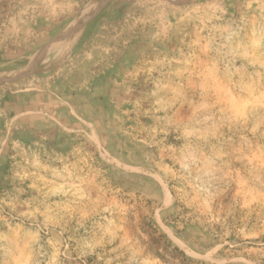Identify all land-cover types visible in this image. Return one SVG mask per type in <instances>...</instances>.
Masks as SVG:
<instances>
[{"label": "rangeland", "instance_id": "rangeland-1", "mask_svg": "<svg viewBox=\"0 0 264 264\" xmlns=\"http://www.w3.org/2000/svg\"><path fill=\"white\" fill-rule=\"evenodd\" d=\"M90 1L0 0V81L98 98L37 127L0 83V264H264V0H106L37 68Z\"/></svg>", "mask_w": 264, "mask_h": 264}, {"label": "crops", "instance_id": "crops-1", "mask_svg": "<svg viewBox=\"0 0 264 264\" xmlns=\"http://www.w3.org/2000/svg\"><path fill=\"white\" fill-rule=\"evenodd\" d=\"M55 36L47 40L42 46L39 47V49L47 43L48 47L51 46L53 43L59 40V38L62 36V33L54 38ZM28 56L29 54L21 58V60L25 62L28 59ZM19 65H17L11 71H5V73L3 72L2 74L0 73V75L5 74L6 76H9L14 74ZM40 65L42 64L38 63L37 68ZM39 76L40 74L37 71H34L23 73L17 78L13 77L14 79L5 78L0 81L1 84H12V90L14 91H10L9 95L7 94L10 97L7 101L8 103L4 104H6V106L9 107L10 111L16 115V119H23L30 121L33 124H37L39 122L45 121V118H47V120L51 118L55 122L54 126H58L61 129L68 126V124H72L73 122L83 123L85 120L90 122L87 116L89 114L85 112V110L87 111V109L89 110V108L94 107V102H97L98 98L93 99V96L89 98V93L83 92V94H78V92L74 90L67 92L68 95H66L63 94L64 90H61L60 92V89L62 88L52 90V88L49 89V86L45 85L43 81L29 80L30 78ZM73 98H78L83 102L78 103L77 101H74ZM89 111L92 114V112H94V109L92 108ZM35 124L34 126H37Z\"/></svg>", "mask_w": 264, "mask_h": 264}, {"label": "bare ground", "instance_id": "bare-ground-1", "mask_svg": "<svg viewBox=\"0 0 264 264\" xmlns=\"http://www.w3.org/2000/svg\"><path fill=\"white\" fill-rule=\"evenodd\" d=\"M105 1L106 0H91L84 7L78 18L73 21V23L68 25L67 29L62 33V36L59 38V40L49 46L48 50L36 60V64L50 56L51 59H55V61L59 59L58 56H61L59 62L65 58L71 51L76 40L80 37L88 18L93 13H95Z\"/></svg>", "mask_w": 264, "mask_h": 264}]
</instances>
